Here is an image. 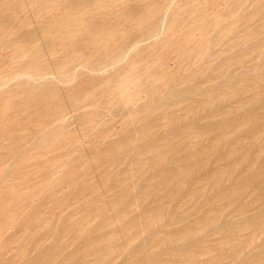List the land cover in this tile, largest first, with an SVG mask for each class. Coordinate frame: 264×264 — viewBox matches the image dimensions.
Here are the masks:
<instances>
[{
  "label": "rangeland",
  "instance_id": "1",
  "mask_svg": "<svg viewBox=\"0 0 264 264\" xmlns=\"http://www.w3.org/2000/svg\"><path fill=\"white\" fill-rule=\"evenodd\" d=\"M0 264H264V0H0Z\"/></svg>",
  "mask_w": 264,
  "mask_h": 264
},
{
  "label": "bare ground",
  "instance_id": "2",
  "mask_svg": "<svg viewBox=\"0 0 264 264\" xmlns=\"http://www.w3.org/2000/svg\"><path fill=\"white\" fill-rule=\"evenodd\" d=\"M169 8V7H168ZM112 66V65H111ZM75 78H77V77H75ZM88 106V105H87ZM120 110V109H119ZM74 117V116H73ZM87 134H89V133H87ZM213 158V157H212ZM61 166V165H60ZM62 166H63V164H62ZM56 170H57V168H55ZM156 263V262H155Z\"/></svg>",
  "mask_w": 264,
  "mask_h": 264
}]
</instances>
